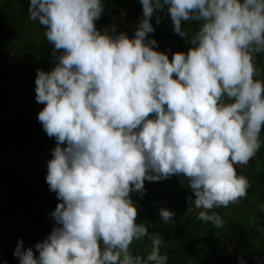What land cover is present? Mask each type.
Wrapping results in <instances>:
<instances>
[{"label":"clouds","instance_id":"obj_1","mask_svg":"<svg viewBox=\"0 0 264 264\" xmlns=\"http://www.w3.org/2000/svg\"><path fill=\"white\" fill-rule=\"evenodd\" d=\"M139 3L129 35L97 27L105 0H28L29 20L52 45L34 91L37 120L55 140L45 181L58 202L43 240H18V264H169L161 237L138 222L132 193L182 176L196 218L216 227L212 210L247 195L250 182L234 166L264 144V0ZM165 20L186 49H159L152 34ZM158 212L163 222L175 215ZM145 237L150 251L134 253Z\"/></svg>","mask_w":264,"mask_h":264},{"label":"trees","instance_id":"obj_2","mask_svg":"<svg viewBox=\"0 0 264 264\" xmlns=\"http://www.w3.org/2000/svg\"><path fill=\"white\" fill-rule=\"evenodd\" d=\"M105 3L97 27L116 24L131 35L142 15L139 0ZM27 6L28 0H0V264H18L13 255L18 240L28 247L47 236L53 226L48 213L58 202L45 181L55 140L37 120L34 91L36 70L52 66V45L43 26L29 20ZM186 27L195 30L191 23ZM152 35L160 50L187 48L184 39L172 31L170 20L155 25ZM257 61L264 68V55ZM261 136L264 139V130ZM234 167L238 175L248 178L250 187L238 202L212 210L222 220L219 227L196 218L201 209L187 204L191 192L182 176L146 181L142 196L132 193L139 202L138 222L161 237L160 251L168 255L169 264H238L241 256L246 264H264V144L246 165ZM161 205L175 212L168 222L160 220ZM150 248L148 237L131 245L140 255Z\"/></svg>","mask_w":264,"mask_h":264},{"label":"rangeland","instance_id":"obj_3","mask_svg":"<svg viewBox=\"0 0 264 264\" xmlns=\"http://www.w3.org/2000/svg\"><path fill=\"white\" fill-rule=\"evenodd\" d=\"M33 72L35 73V71H33ZM42 107H43V105H42V104H39V105H38V110H37V111L39 112V110H40ZM255 156H256V155H255ZM40 161H41V160H40ZM36 163L40 165V164H42L43 162H42V163H41V162H36ZM42 165H43V164H42Z\"/></svg>","mask_w":264,"mask_h":264},{"label":"water","instance_id":"obj_4","mask_svg":"<svg viewBox=\"0 0 264 264\" xmlns=\"http://www.w3.org/2000/svg\"><path fill=\"white\" fill-rule=\"evenodd\" d=\"M224 247H225V250L229 251V249H228V245H227V242H226V241L224 242ZM230 253H231V252H230Z\"/></svg>","mask_w":264,"mask_h":264}]
</instances>
